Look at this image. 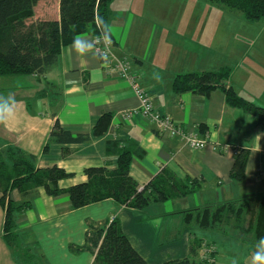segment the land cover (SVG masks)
<instances>
[{
	"label": "crops",
	"instance_id": "obj_1",
	"mask_svg": "<svg viewBox=\"0 0 264 264\" xmlns=\"http://www.w3.org/2000/svg\"><path fill=\"white\" fill-rule=\"evenodd\" d=\"M146 2H110L108 29L113 43L112 55L116 59L129 58L133 62L132 71L140 76L141 86L149 92L157 109L184 130H196L208 141L207 146L191 150L180 139L157 133L147 119L140 116L122 119L123 113L138 108V99L117 73L105 72L93 50V36L83 34L62 48L56 64L43 75L7 77L11 83L6 94L0 83V151L18 149L34 157L35 168L57 166L74 173L73 178L58 182V187L66 190L86 182V176L82 175L85 168L115 169L116 156L106 154V144L116 142L134 151L129 175L140 188L165 170L179 180H196L198 191L185 198L134 211L112 200L73 210L66 195L49 197L42 188L27 194L12 190L8 198L16 205L26 203L28 207L14 215L15 247L3 240L4 210L0 208V264H92V254L72 253L69 248L84 245L87 222L100 224L113 219L119 222L131 247L147 264L187 257L193 239L216 246L215 264H252L243 260L253 257L245 246L244 257L236 256L232 252L233 244L226 242L227 237L187 227L183 215L187 210L208 204L264 194V132L250 115L227 106L221 89L204 97L192 93L176 95L171 85L178 74L228 67L231 69L228 86L237 96L264 108V55L247 52V45L241 42L246 38H241L240 33L239 41L229 47L231 36L224 39L225 52L229 48L227 56L218 52L213 55L209 50L212 38L205 31L190 38V45L181 48L173 45L168 37L164 42L173 49L176 45L175 56L157 55L149 50L152 42L150 40L147 46L146 37L151 34L154 44L157 43L155 38L160 33L155 28H161V18L157 19L155 14L163 11L153 7L150 20L143 15L134 20L132 15L135 8L141 12ZM50 3L51 0L37 3L34 20H59V0H55L51 16H47L48 13L45 17L36 15L40 5L47 7ZM243 26L237 25L238 28ZM231 33L236 31L231 30ZM103 114L111 115L104 135L91 137L83 144L52 143L44 152L55 121L73 136L91 135ZM234 148L248 151L245 178L241 182L229 178ZM24 242L29 246L22 249ZM204 251L203 247L198 251L196 261L202 260Z\"/></svg>",
	"mask_w": 264,
	"mask_h": 264
},
{
	"label": "trees",
	"instance_id": "obj_2",
	"mask_svg": "<svg viewBox=\"0 0 264 264\" xmlns=\"http://www.w3.org/2000/svg\"><path fill=\"white\" fill-rule=\"evenodd\" d=\"M39 1L0 0V77L43 75L56 64L62 48L72 44L79 35L96 36L102 33L110 38L108 22L112 0H59V20L32 21L34 7ZM208 1L223 5L229 12L242 14L250 23L264 21V0ZM230 74L231 69L228 67L217 71L178 74L171 88L176 95L192 93L203 97L215 89H221L225 94L226 105L250 115L259 130L264 132V108L237 96L228 86ZM110 122L111 115L103 114L91 135L73 136L55 121L44 152L52 143H87L91 137L104 135ZM234 151L229 178L241 182L245 178L248 151L242 148H234ZM106 154L116 156L115 169L85 168L82 175L86 176V182L62 190L58 182L73 178L74 173L57 166L35 168L34 157L18 149L0 151V208L4 210V242L10 247L16 246L14 215L28 207L26 203L16 205L8 198L12 190L27 194L42 188L49 197L66 195L73 210L112 200L118 206L134 211H143L152 204L185 198L198 191L199 183L196 180H179L165 170L140 188L129 175L134 151L120 147L116 142H108ZM183 222L187 227L230 236L250 253L254 254L256 249L264 252V246L259 244L260 238L264 237V194L187 210ZM86 225L85 243L82 247L70 246L72 253L83 251L92 254V264H147L131 247L117 220L100 224L87 222ZM202 247L203 240L193 239L187 257L162 264H210L204 258L195 260Z\"/></svg>",
	"mask_w": 264,
	"mask_h": 264
},
{
	"label": "rangeland",
	"instance_id": "obj_3",
	"mask_svg": "<svg viewBox=\"0 0 264 264\" xmlns=\"http://www.w3.org/2000/svg\"><path fill=\"white\" fill-rule=\"evenodd\" d=\"M54 2L55 0H51V3L47 7L40 5L36 11V15L38 17H45L47 15L46 13H48L47 16H51L54 12ZM133 5L136 6L134 3ZM153 7H155L157 11H163L162 14L157 13V16L155 14L157 19L161 18V28H155L159 31L160 36L155 38V43H157L154 44V36L150 34V36L146 37L148 40H146V45H150L148 42L151 40L152 44L149 50L153 53L157 52V55H161L162 57L166 55L168 58L175 56L176 45L173 49L171 48L172 46L170 47L168 43L164 42V39L170 37V39L173 40V45L175 43L181 48L183 45H190V38L193 39L202 35V33H200L202 31L207 32L208 37L212 38L209 50L213 55H217L218 52L227 56L226 52L229 53V48L228 51L225 52L224 46H226V41L224 42V39L228 40L229 36H231V39L228 41L229 47L232 42L234 44L239 41L240 34L241 38L242 36L246 38V40H240L243 45H247L245 48L247 52L255 55H264V21L258 22V24L246 22L243 16H241L242 14L229 12L223 5L211 3L208 0H147L141 12L136 8L134 9L132 13L134 20L136 17H141V15L150 20L148 17ZM38 19L39 18H37V20ZM230 20H234L236 26H234L235 23L233 24ZM32 21H34V18ZM239 23L240 26L242 24H244V26L238 28L237 25ZM231 30L236 31V33H231L232 35H230ZM159 40H161L159 44L160 50L158 49ZM0 83L4 85L3 94H6L9 90L7 87L11 83L9 78H0ZM214 234L218 233L215 232ZM226 242H229L228 244H233L234 248L232 252L236 256L242 255V257H244L243 255H245L246 250L242 244L230 236L226 238ZM21 245L22 249L29 246L27 242ZM203 248L205 250L206 248L208 249V255L205 252L201 257L205 258V256H208L209 263L215 264L214 257L217 251L216 246L213 247V245L211 246L203 242ZM242 257L240 256V258ZM243 260L245 263L252 262L251 257H244Z\"/></svg>",
	"mask_w": 264,
	"mask_h": 264
},
{
	"label": "built area",
	"instance_id": "obj_4",
	"mask_svg": "<svg viewBox=\"0 0 264 264\" xmlns=\"http://www.w3.org/2000/svg\"><path fill=\"white\" fill-rule=\"evenodd\" d=\"M112 46V40L105 37L102 33L92 37L93 50L98 55L105 72L117 73L121 79L127 82L133 94L138 99V108L123 113L121 116L122 119L129 120L134 116H140L151 122L158 133L167 134L170 137L180 139L191 150L204 149L207 146L208 141L201 138L196 130H184L170 117L164 115L157 109L149 92L141 86L140 76L132 71L133 62L127 57L120 59L114 58L112 55ZM205 252L207 254V248L204 253ZM204 259H207L208 262H210L208 256H205Z\"/></svg>",
	"mask_w": 264,
	"mask_h": 264
},
{
	"label": "clouds",
	"instance_id": "obj_5",
	"mask_svg": "<svg viewBox=\"0 0 264 264\" xmlns=\"http://www.w3.org/2000/svg\"><path fill=\"white\" fill-rule=\"evenodd\" d=\"M259 244L264 246V237L260 238ZM252 264H264V252H261L259 249H256L252 257Z\"/></svg>",
	"mask_w": 264,
	"mask_h": 264
}]
</instances>
